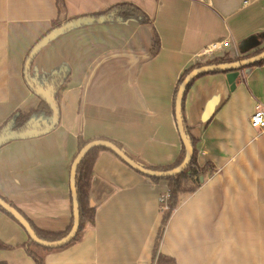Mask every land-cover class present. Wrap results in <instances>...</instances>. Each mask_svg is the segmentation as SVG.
Masks as SVG:
<instances>
[{
    "label": "crops",
    "instance_id": "0c3cea01",
    "mask_svg": "<svg viewBox=\"0 0 264 264\" xmlns=\"http://www.w3.org/2000/svg\"><path fill=\"white\" fill-rule=\"evenodd\" d=\"M132 2L150 18L88 23L48 41L32 61L30 79L67 68L59 122L50 131L0 146V196L41 229L62 231L72 217L70 166L77 138L118 141L148 165L172 164L182 146L174 93L195 62L247 54L249 38L264 31V0H0V126L39 97L25 82L23 63L49 29L80 15ZM156 32L159 49L150 50ZM248 38V39H247ZM227 47L206 51L211 43ZM247 49L244 52L240 48ZM84 90L93 64L107 54ZM264 110V62L239 70L230 89L226 72L196 76L183 96V117L194 137L196 161L211 174L179 204L165 225L158 253L164 264H264V128L250 124ZM167 181H152L109 150H100L89 191L94 224L77 240L44 252V264H155L161 222L159 196ZM25 230L0 210V249L7 264H35L23 246Z\"/></svg>",
    "mask_w": 264,
    "mask_h": 264
},
{
    "label": "water",
    "instance_id": "95a60500",
    "mask_svg": "<svg viewBox=\"0 0 264 264\" xmlns=\"http://www.w3.org/2000/svg\"><path fill=\"white\" fill-rule=\"evenodd\" d=\"M105 17L93 18L90 16H82L76 19H71L65 21L60 24V26L53 28L47 35L42 37L30 50L28 57L24 64L25 73H28L30 63L33 61L36 54L39 50L52 38L68 31L72 28L79 27L88 23H95V22H104ZM151 46L153 43L154 34L152 32L151 35ZM146 52L142 55L135 56V61L141 58L148 57L152 55L151 51ZM123 53H115V54H107L100 59H98L93 66L91 67L87 80L85 82L84 90L87 89L90 80L94 77L96 71L104 62L108 59L116 56H120ZM264 59V49L256 52L254 54L237 58L234 60H226L222 62H210L204 63L199 66H196L189 70L183 79L179 82L175 97H174V116H175V123L178 129V133L184 147V157L182 161L174 167L165 168V169H155L151 168L148 164L141 162L140 160L136 159L132 156L124 146H119L113 140L108 138H93L89 139L77 152L75 157L72 160L70 166V176H69V187H70V195H71V207H72V225L70 229L67 231L65 235L60 238L48 240L39 237L36 232L34 231L33 227L29 223L28 219L24 216V214L12 205L10 202L6 201L2 196H0V206L5 209L11 216L17 220L21 227L24 228L27 235L35 241L37 244L44 246V247H58L62 246L73 239L76 235L79 227V207H78V199H77V190H76V176H77V166L80 160L85 156V154L95 147H103L108 150H111L114 154H116L119 158H121L125 163H127L132 168L136 169L137 171L151 176H158V177H167L176 175L179 172L183 171L184 168L189 164L192 153H193V144L190 132L186 126L184 117H183V96L188 87V84L193 80L196 76L211 72V71H226V79L230 85V89H233L236 86L239 77V70L242 67L252 65L253 63ZM55 74L57 75H66V71L62 70L61 68L52 70L45 79H30L27 77L26 81L28 83L29 88L31 91L37 95L39 98L44 99L51 110V115L46 118L43 116H32L30 119L25 123L23 128L19 129H11L12 121L10 120L0 131V146L7 141L12 139H19V138H27L32 137L40 134H44L51 129H53L59 122V104L56 101L54 92H55V85L54 79H51ZM200 180H203V176L200 177ZM90 205L93 206V202L90 199Z\"/></svg>",
    "mask_w": 264,
    "mask_h": 264
},
{
    "label": "trees",
    "instance_id": "16d2710c",
    "mask_svg": "<svg viewBox=\"0 0 264 264\" xmlns=\"http://www.w3.org/2000/svg\"><path fill=\"white\" fill-rule=\"evenodd\" d=\"M57 4H58L59 8L63 7L62 0H57ZM82 16H90V17H93V18H99V17H103L104 16L105 17L104 22H108V21H124V20H127L129 18H133V19H136V20H138V21H140L141 23H144V24L150 23V18L148 17V15L140 7H138L136 4H134L132 2L115 3L114 5L110 6L109 8H107V9H105L103 11H97V12L89 13V14H86V15H80L78 17H82ZM78 17H74L72 19H76ZM69 20H71V19H69ZM60 24L57 25L56 27L60 26ZM53 28H55V27H52L45 34H43L32 45V47L42 37L47 35ZM249 38H253V40L255 41L249 47H252L254 45L257 46L258 44H261L262 42H264V31L258 32V33L254 34V35H251ZM32 47L30 48V50L32 49ZM158 49H159V38H158V36H157V34L155 32L154 33V37H153L152 47H151V50H150L152 55L156 54ZM263 49H264V45L261 46V47H257L256 49H254L253 51L248 52L247 54H241L239 56H235L234 58H231V57H218V58L210 59V60L205 61V62H195L192 65H190L188 68L183 70V72L180 75V78L178 80L177 86H178L179 82L183 79L185 74L189 70H191L192 68H194L196 66H199V65L204 64V63H210V62H222V61H226V60H234V59H237V58H241V57H245V56L254 54V53L259 52V51H261ZM30 50L26 54V57H25L24 63H23V73H24V78H25L24 80H25L27 85H28V83L26 81L27 77L31 78V76H30V72L31 71L30 70H31L32 61L30 63V67H29V70H28L27 74L25 73V70H24V64H25V61H26V59L28 57V54H29ZM246 50L247 49H242V47L240 48L241 52H244ZM263 62H264V59H262L260 61H257L255 63H253L252 65L262 64ZM62 70L66 71V75H62V74L57 75V74H55L53 77H51V79H54V85H55L54 95H55V98H56V101L58 102V104H59V100H60L61 94H62L63 90L66 88L67 81H68L67 76L69 74V71H68L67 68H64ZM222 72H226V71H222ZM192 81L193 80H191V82ZM191 82L188 84V87L191 84ZM177 86H176V89H177ZM175 92H176V90H175ZM174 97H175V93H174ZM40 115L43 116V117H46V118H48L51 115V110H50V107H49L48 103L42 98H39V102H38V104L36 105L35 108H32V109H30V110H28L26 112H24V111H22L20 109H17L16 111H14L6 119V121L0 126V131L2 130V128L10 120L12 121L11 129H19V128H23L24 127L25 123L30 119V117H32V116H40ZM191 139H192V144H193V153H192V157H191V160H190L189 164L184 168L183 171L179 172L176 175L167 176V177H158V176H151V175L144 174V175L148 176L154 182H156V181H158L160 179L166 180L167 181V190L169 192V197L167 199L168 209H166V210H164L162 212L161 222H160V225H159V228H158L155 240H154V247H153V250H152V259L153 260L156 259V263L155 264H164V263H172L173 262V258L164 256V255L158 253V245H159V243L161 241L165 225L167 224L168 219L170 218V215H171L172 211L179 204L180 194L181 193L190 194V193L194 192L202 184V181L200 180V177L201 176H205L207 174H211L212 171L214 170V166L210 162H206L203 165H199L197 163V161H196V149H195V145H194L195 140H194V137L192 135H191ZM88 140L89 139H83V137L78 136V138H77V152L79 151V149ZM113 141L115 143H117L119 146L122 145L118 141H115V140H113ZM103 149H106V148H103V147L92 148L91 150H89L85 154V156L78 163L77 170H76L77 171L76 190H77V199H78V207H79V227H78V231H77L76 235L73 237V239L71 241H69L68 243L62 245V246H58V247H44V246H41V245L37 244L35 241H33L27 235V239L23 243L16 244V246H23L26 249L28 254L34 260L35 264H44V252H47V251H50V250H53V249H56V248H61L63 246H66V245L70 244L71 242H73V241H75V240H77L78 238L81 237V235H82V233H83V231H84V229L86 228L87 225H93L94 224L95 208L90 205L89 191H90L91 182H92L94 161H95V158H96L98 152L100 150H103ZM106 150H108V149H106ZM109 151H111V150H109ZM77 152H76V154H77ZM75 155H74V157H75ZM183 157H184V147L182 145L181 146V150H180L176 160L172 164L167 165V166H158V165H149V166L151 168H155V169L171 168V167H174L177 164H179L182 161ZM2 197L6 201H8L12 205H14L16 208H18L12 201H10L9 199H7L4 196H2ZM0 210L2 212L6 213L8 216H10L12 219H14L11 216V214H9L1 206H0ZM20 211L24 214V212L22 210H20ZM24 216L28 219L29 223L33 227V229L36 232V234L39 237L44 238V239H48V240H53V239H57V238L62 237L63 235H65L67 233V231L70 229V227L72 225V217H71L70 223H69V225L67 226V228L65 230H62V231H51V230H46V229L39 228L38 226H36L33 223V221L27 215L24 214ZM15 221L17 222V220H15ZM12 247H13V245L7 244V243H4V242L0 241V249L1 248L9 249V248H12ZM0 264H7V262L0 260Z\"/></svg>",
    "mask_w": 264,
    "mask_h": 264
},
{
    "label": "built area",
    "instance_id": "2783aa9c",
    "mask_svg": "<svg viewBox=\"0 0 264 264\" xmlns=\"http://www.w3.org/2000/svg\"><path fill=\"white\" fill-rule=\"evenodd\" d=\"M229 45L228 40L222 41L221 43H211L207 48L206 51H214L221 47H227ZM250 124L254 128L263 129L264 128V110L257 105L256 109L250 116ZM169 197V192L166 190L159 196V210L162 213L164 210L168 209L167 199Z\"/></svg>",
    "mask_w": 264,
    "mask_h": 264
},
{
    "label": "rangeland",
    "instance_id": "374dc122",
    "mask_svg": "<svg viewBox=\"0 0 264 264\" xmlns=\"http://www.w3.org/2000/svg\"><path fill=\"white\" fill-rule=\"evenodd\" d=\"M167 190V189H166Z\"/></svg>",
    "mask_w": 264,
    "mask_h": 264
}]
</instances>
